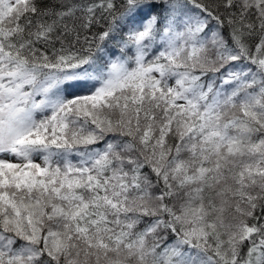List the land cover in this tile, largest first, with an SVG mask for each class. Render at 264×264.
<instances>
[{"label":"snow or ice","instance_id":"1","mask_svg":"<svg viewBox=\"0 0 264 264\" xmlns=\"http://www.w3.org/2000/svg\"><path fill=\"white\" fill-rule=\"evenodd\" d=\"M0 264H264V0H0Z\"/></svg>","mask_w":264,"mask_h":264}]
</instances>
